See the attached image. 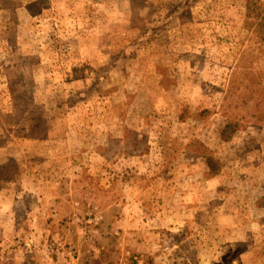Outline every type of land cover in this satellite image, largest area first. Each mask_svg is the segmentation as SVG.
<instances>
[{
    "label": "rangeland",
    "instance_id": "rangeland-1",
    "mask_svg": "<svg viewBox=\"0 0 264 264\" xmlns=\"http://www.w3.org/2000/svg\"><path fill=\"white\" fill-rule=\"evenodd\" d=\"M264 0H0V264H264Z\"/></svg>",
    "mask_w": 264,
    "mask_h": 264
},
{
    "label": "trees",
    "instance_id": "trees-1",
    "mask_svg": "<svg viewBox=\"0 0 264 264\" xmlns=\"http://www.w3.org/2000/svg\"><path fill=\"white\" fill-rule=\"evenodd\" d=\"M263 22H262V20L257 24V26L260 28V29H262L263 28Z\"/></svg>",
    "mask_w": 264,
    "mask_h": 264
}]
</instances>
